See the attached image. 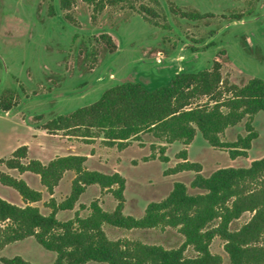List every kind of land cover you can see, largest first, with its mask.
Returning <instances> with one entry per match:
<instances>
[{
  "label": "rangeland",
  "instance_id": "1",
  "mask_svg": "<svg viewBox=\"0 0 264 264\" xmlns=\"http://www.w3.org/2000/svg\"><path fill=\"white\" fill-rule=\"evenodd\" d=\"M104 1L102 10H97L99 0H78L67 11L61 8L60 0H0V98H11L13 102L10 111L0 108V174L24 179L41 191L43 199L33 205L48 215L52 209L47 203L52 197L59 203L70 195L76 173L67 171L51 195L38 174L21 173L7 167L3 160L23 145L28 146L25 162L39 159L47 164L57 156L90 154L89 169L105 173L118 169L126 177L123 212L139 218L149 203L168 196L177 181L184 182L191 193L201 191L191 186L195 171L171 172L183 162L180 155L185 149L188 160L202 165L205 176L223 167L249 166L264 157V111L253 120L259 137L249 156L236 159L228 148L213 147L200 132L189 145L168 143L152 132H144L121 149L105 142L102 132L99 138L88 140L77 137L78 132L46 129L52 119L95 102L117 84L140 80L153 84L152 80L160 76L168 78L169 70L211 69L218 60L223 77L231 83L244 85L254 77L264 79V0H158L160 5L154 0ZM51 4L54 15L50 13ZM172 5L207 16L188 19L172 12ZM147 6L158 12L159 21L170 28L151 24L141 11ZM104 34L112 37L114 49L105 43ZM246 121L228 128L223 140L235 141L239 135H246ZM162 147H166L164 152ZM161 155L168 161H163ZM0 196L18 206L25 205L18 190L1 182ZM95 200L107 212H114L118 204L112 192L93 184L73 210L59 211L57 216L68 220L77 211L87 216ZM82 204L87 208L81 209ZM251 216L250 212L244 213L232 228L240 227ZM103 228L111 240H140L166 248H177L184 242L178 229L171 227L128 230L104 224ZM224 243L216 237L211 251L223 257L222 264H230ZM186 254L196 253L189 247ZM17 255L38 264H52L56 258L55 252L45 249L34 237L0 249V264H6L4 258Z\"/></svg>",
  "mask_w": 264,
  "mask_h": 264
},
{
  "label": "trees",
  "instance_id": "2",
  "mask_svg": "<svg viewBox=\"0 0 264 264\" xmlns=\"http://www.w3.org/2000/svg\"><path fill=\"white\" fill-rule=\"evenodd\" d=\"M77 1L60 0V5L69 11ZM154 1L160 5L158 0ZM105 5L106 1L99 0L97 10ZM144 8L145 11H141L148 15L151 24L170 28L168 23L159 21L158 12L148 6ZM170 8L188 19L207 16L176 5ZM50 13L54 15L53 4ZM102 36L110 49L116 47L110 35ZM221 68V62L216 60L211 69L175 74L154 89L138 81H125L107 89L95 102L52 119L45 128L55 133L78 132L77 137L88 140L99 138L102 132L105 142L111 146L117 144L121 149L144 132H152L168 143L180 141L185 145L191 144L200 132L213 147L228 148L233 159L248 157L254 140L259 137L253 120L264 111V79L254 77L238 85L225 79ZM203 98L207 100L202 102ZM12 107L11 98H0L1 109L10 111ZM246 118V135H239L235 141L223 140L228 128ZM165 148L162 147L163 152ZM180 156L183 162L171 172L195 171L191 186L201 191L191 193L184 182L177 181L168 196L149 203L143 216L138 218L123 212L127 180L120 172L89 169L86 166L88 157L83 154L57 156L47 164L39 159L25 162L28 146L18 147L3 162L21 173L38 174L51 195L67 171L73 170L76 175L70 195L59 203L52 197L47 203L52 211L44 215L33 205L43 199V193L24 179L1 172L0 182L18 190L25 205L18 206L0 196V249L34 237L45 249L56 253L52 264H222L223 257L211 251L213 240L220 237L225 241L230 264H264V157L253 160L249 166L223 167L205 176L200 163L188 160L186 149ZM161 158L168 161L167 156L161 155ZM93 184L113 193L118 201L115 211H105L95 200L87 216L77 211L71 219H59L58 212L73 210L80 196ZM85 208L87 206L82 204L81 209ZM246 212L252 213L251 218L240 227L232 228ZM104 224L128 230L176 228L184 242L177 248H166L140 240H111ZM189 247L195 255L186 254ZM3 261L6 264H38L20 255Z\"/></svg>",
  "mask_w": 264,
  "mask_h": 264
},
{
  "label": "flooded vegetation",
  "instance_id": "3",
  "mask_svg": "<svg viewBox=\"0 0 264 264\" xmlns=\"http://www.w3.org/2000/svg\"><path fill=\"white\" fill-rule=\"evenodd\" d=\"M156 71L158 72L159 71V69H158V66L156 67ZM170 71V73H169V75H167L168 76V78L165 76V75H163V76H160V78H157V80H152L153 82L152 83H154V82H161V81H163V82H167L168 80H170L175 74H178V73H181V72H187V71H171V70H169ZM150 75L152 76L153 74L152 73H150Z\"/></svg>",
  "mask_w": 264,
  "mask_h": 264
},
{
  "label": "water",
  "instance_id": "4",
  "mask_svg": "<svg viewBox=\"0 0 264 264\" xmlns=\"http://www.w3.org/2000/svg\"><path fill=\"white\" fill-rule=\"evenodd\" d=\"M138 82H141L143 85H145L147 88H149V89H154V88H156V87H158V86H160V85H162L163 83H165V82H163V81H161V82H154L153 84H147V82H145V81H143V80H140V81H138Z\"/></svg>",
  "mask_w": 264,
  "mask_h": 264
},
{
  "label": "crops",
  "instance_id": "5",
  "mask_svg": "<svg viewBox=\"0 0 264 264\" xmlns=\"http://www.w3.org/2000/svg\"><path fill=\"white\" fill-rule=\"evenodd\" d=\"M77 154V153H76ZM83 155H86L88 158H87V161H86V166L89 168L90 167V165H89V162H90V154H83ZM96 170V169H95ZM115 172H119V170L117 169V170H115ZM35 205V204H34Z\"/></svg>",
  "mask_w": 264,
  "mask_h": 264
}]
</instances>
